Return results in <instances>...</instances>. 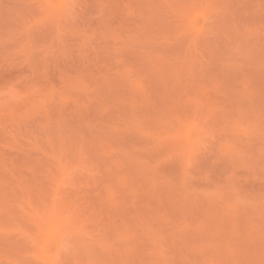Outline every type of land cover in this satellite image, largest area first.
I'll use <instances>...</instances> for the list:
<instances>
[{
  "label": "rangeland",
  "instance_id": "374dc122",
  "mask_svg": "<svg viewBox=\"0 0 264 264\" xmlns=\"http://www.w3.org/2000/svg\"><path fill=\"white\" fill-rule=\"evenodd\" d=\"M0 264H264V0H0Z\"/></svg>",
  "mask_w": 264,
  "mask_h": 264
}]
</instances>
